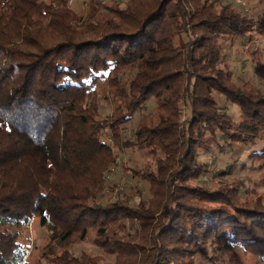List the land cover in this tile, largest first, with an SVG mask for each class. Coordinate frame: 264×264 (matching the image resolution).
<instances>
[{"label":"trees","instance_id":"16d2710c","mask_svg":"<svg viewBox=\"0 0 264 264\" xmlns=\"http://www.w3.org/2000/svg\"><path fill=\"white\" fill-rule=\"evenodd\" d=\"M68 2L0 0V264H27L22 229L33 218L50 231L47 264H103L71 250L90 233L110 264H196L199 255L227 264L240 251L264 262L263 197L190 182L213 145L264 165V89L235 85L219 66L222 40L264 35V13L220 0H89L78 11ZM218 95L238 107L237 121ZM149 99L150 115L123 138ZM128 148L153 159L131 168L149 198L100 201ZM238 167L247 168L233 159L220 173Z\"/></svg>","mask_w":264,"mask_h":264},{"label":"rangeland","instance_id":"374dc122","mask_svg":"<svg viewBox=\"0 0 264 264\" xmlns=\"http://www.w3.org/2000/svg\"><path fill=\"white\" fill-rule=\"evenodd\" d=\"M89 0H69L68 4L74 11L85 10ZM103 3L110 4L120 2L122 6L125 0H100ZM222 3H232L237 9L243 10L248 15H257L259 19L264 13V0H220ZM260 16V17H259ZM259 17V18H258ZM189 37V32H186ZM252 40L236 39L230 41L229 38L223 39V60L220 63L221 68L229 69L232 75V82L235 85H247L255 89H264V35L253 34ZM218 97L221 100L222 109L230 115V117L237 121L239 118V109L236 105L223 97ZM146 108L144 111H136L130 120L126 123L122 130L123 138L131 136L132 128L137 124L142 112L150 115L155 104L154 99L146 101ZM103 111L107 110V105L102 102ZM109 139V140H108ZM110 141V138H106ZM112 145V144H111ZM113 149V148H112ZM248 151L239 149L238 146L227 147L224 151H218L215 145L212 146L209 152H199V160L206 162V172L199 176L198 179H191L190 182L201 185L208 189H215L225 183L231 185H241L248 190H254L255 194H260L264 199V165L257 163L251 165V162L246 158ZM239 156V157H237ZM242 160L246 167H240L228 174H221L220 170L230 164L231 160ZM146 163H153L151 156L146 155L142 151L125 149L117 153L116 163L112 165L106 172V186L115 184V190L111 195L105 190L98 196L100 201H105L107 198L115 199L124 192L133 193L129 203L134 206L139 196L149 198L150 191L148 183L133 175L131 168H141ZM93 233L89 234L88 238L75 243L71 250L74 254L80 255L85 252L90 255H98L101 257L103 264H110L113 262V255L105 254L92 241ZM50 231L46 226L39 223L38 218H33L27 226L22 229V240L24 244H28L27 255L25 260L27 264H47L44 254L46 253V246L49 242ZM208 252H216L212 248L207 247ZM227 264H264L257 258L243 254L241 251L237 254V259L232 260L226 255L223 258ZM197 264H212L209 260L201 255L195 257Z\"/></svg>","mask_w":264,"mask_h":264},{"label":"built area","instance_id":"2783aa9c","mask_svg":"<svg viewBox=\"0 0 264 264\" xmlns=\"http://www.w3.org/2000/svg\"><path fill=\"white\" fill-rule=\"evenodd\" d=\"M236 2H239V0H235Z\"/></svg>","mask_w":264,"mask_h":264}]
</instances>
